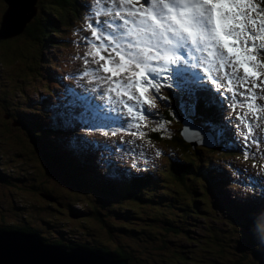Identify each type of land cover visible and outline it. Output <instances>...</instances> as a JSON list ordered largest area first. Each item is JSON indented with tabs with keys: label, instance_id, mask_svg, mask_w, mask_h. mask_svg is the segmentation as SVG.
Returning a JSON list of instances; mask_svg holds the SVG:
<instances>
[{
	"label": "trees",
	"instance_id": "obj_1",
	"mask_svg": "<svg viewBox=\"0 0 264 264\" xmlns=\"http://www.w3.org/2000/svg\"><path fill=\"white\" fill-rule=\"evenodd\" d=\"M72 1L75 5L73 9H69L67 14L64 9L69 8ZM4 4L6 9L7 5ZM86 9L84 4H78V0H39L38 15L28 22L22 34L17 37L12 36L11 39L0 40L1 43L7 41L5 45H22L26 50L24 56L26 60L30 58V54H34L36 44H39L34 65L30 64L29 67L19 65L17 68L24 81L29 76L27 101L24 105L18 103L19 106L15 107V114L11 115L13 117L12 124L14 122L15 128L20 130L19 134H15L14 140L22 150V160H20L17 149L7 151L0 158V183H5L4 185L9 188L6 190L0 187V230L33 233L43 244L48 246L61 247L68 251L79 247L86 251L101 253L103 256L115 260L125 258L128 264H210L215 261L219 264L226 262L228 264H264V253L260 247L248 248L250 251L245 252L238 250L235 245L228 246L226 239L228 236L234 235L236 228L240 227L235 211L231 212V221L222 224L225 227L221 234L218 235V230L214 229L209 238L203 239L189 236L186 233L195 230L198 220L192 222L188 218L187 220L182 219L178 223L175 219V216L179 214L178 208H176L179 204L187 206V208L192 207L194 212H199L198 204L204 205L207 202V205L212 208L213 203L217 201L225 211V207H229L231 201L228 199V202L227 199L219 196V185L224 183L217 177H214L215 180L212 181L211 191L209 189L207 191L209 195L206 196V200L198 193L199 189L196 185L198 181L205 184L210 179L211 170L208 157L212 153L201 145H191L184 138L182 131L185 127L186 116L183 112L177 111L179 108L175 106L173 107L175 110L168 111L165 104L157 102V107L152 111L158 115L148 121V129L145 131L147 138H140L143 144L148 145L144 147L150 150V152L142 151L143 156L146 153L151 158L142 159L140 153L136 160L131 157L114 160L118 162L116 165L107 160L101 151L93 150V144H89L86 149L74 151L70 142L72 133L65 130L58 122L52 121L54 109L51 106L55 102L54 88L50 82H45L42 78L52 69L59 67L57 61L62 55L61 48L68 45L69 42L60 37L50 45L44 44L43 35L49 36L54 26L53 22L45 17L44 12L51 11L59 16L60 14L64 15L71 30L81 37L85 34L83 28L85 20L89 16ZM33 19L34 22L31 24ZM78 44L83 47L80 42ZM51 50L56 55L49 57L44 62L42 55ZM84 51L85 49L82 50L83 53ZM0 60L2 61L1 58ZM1 61L0 65L7 67ZM10 61L11 63L15 62V57L12 56ZM39 72L42 73L41 77ZM6 74L11 76L14 73L6 72ZM70 78L66 75L65 78L61 77L58 81L61 82L63 89L73 88L77 91L68 80ZM16 84L20 87L19 91L21 90L20 96L22 97L26 92V90H22L25 83L16 82ZM165 94L169 95L168 92ZM7 97L3 98V94H0L1 148H5L9 143L6 138L9 137V120L5 118L3 110L6 109L3 106L8 105ZM216 108L211 107L208 114H202L199 117V113L206 109L201 103L196 114L191 116L201 118L200 121L204 127L205 121H215L220 115H224V107L217 110ZM158 121H168V123L164 129L152 131L157 127ZM25 123L31 125H25ZM44 123L50 128L55 124L58 130L43 128ZM233 123L238 122L235 120L223 126L218 124L222 133L215 135L216 141H218L217 146L214 141L212 145L214 150L223 149L225 151L222 146L224 141L231 143L229 147L231 152L228 151V154L238 157L242 151L237 147L240 144L234 135ZM94 132L95 130H87L84 135H79L78 132L75 135L89 140ZM41 134H43L42 137ZM24 135L26 136L23 140ZM152 143L162 144L167 152L157 156V151L152 147ZM235 144L237 146H234ZM232 146L236 151H233ZM44 153L52 159L53 164L49 165L48 157ZM66 159H70L72 162L69 163ZM7 161L14 163L10 164ZM127 161H133V164L122 167ZM68 165L71 166L70 179L63 182L59 178H55L54 173L57 168L68 170ZM238 165L243 164L233 162V167L237 168ZM153 167L159 171V177L156 179L157 183L149 186L146 181ZM222 168L220 166L215 173L221 172L222 174ZM22 170H24L23 174H21ZM132 170L138 171L139 176H137L138 174L133 175ZM143 172L147 174L143 175ZM135 176H137V180L134 179ZM162 182L166 183L164 189L160 186ZM137 188L141 193L134 198ZM69 191L74 192L77 197ZM216 192L218 194L214 197ZM85 202L89 205L88 212L73 208L74 203L83 206ZM171 207H175V209H171ZM135 208L144 210L143 216L133 213L132 217H129L128 213H125L120 227L108 224V215L117 213L122 216L121 212ZM49 209L55 210L59 214L54 213L52 219L40 221L45 212L49 213ZM148 213H150L149 217ZM151 214L152 217H150ZM7 215L10 216V221L4 220ZM132 221H135V224L129 225ZM2 222L4 225H1ZM247 223L249 224L247 229L253 232L250 222ZM182 224L187 225V229H182ZM39 227H45L47 230L50 228L48 234H52L55 238L40 233ZM259 237L264 240V237ZM167 241L172 242L168 249ZM192 242L197 243L201 249L198 256H196L198 245H189ZM190 253L192 254L190 255ZM219 256L224 260L219 259Z\"/></svg>",
	"mask_w": 264,
	"mask_h": 264
},
{
	"label": "snow or ice",
	"instance_id": "obj_2",
	"mask_svg": "<svg viewBox=\"0 0 264 264\" xmlns=\"http://www.w3.org/2000/svg\"><path fill=\"white\" fill-rule=\"evenodd\" d=\"M88 7L92 15L80 38L85 83L81 91L67 88L52 105L51 119L72 133L74 151L94 143L76 132L112 121L120 123L105 136L123 128L137 129L128 134L143 138L138 129L158 115L152 111L157 101L172 108L175 99L186 117L201 103L227 104L233 112L246 106L232 127L245 159L257 153L264 158V105L256 104L264 99V0H94ZM167 123L158 121L152 131ZM204 128L207 133L195 131L197 141L222 133L213 120ZM115 149L130 151L120 144ZM251 228L264 237V213Z\"/></svg>",
	"mask_w": 264,
	"mask_h": 264
},
{
	"label": "rangeland",
	"instance_id": "obj_3",
	"mask_svg": "<svg viewBox=\"0 0 264 264\" xmlns=\"http://www.w3.org/2000/svg\"><path fill=\"white\" fill-rule=\"evenodd\" d=\"M3 2H4L3 0H0V21H1V17H2L1 14L5 9V4H4L5 2L4 3ZM79 4H81V2H79ZM74 5H75V3L72 1L71 4L68 6L69 8L64 9V11L68 14L69 9L70 10L73 9ZM35 6H36V0H35ZM30 23L32 24L33 20ZM20 34H22V33H20ZM20 34L16 35L15 37L19 36ZM31 41H32V39H31ZM6 42L7 41H3V43L0 42V58L2 59V61L1 60L0 61L7 66V67H2L0 65V94H3V98L8 96L7 97L8 105L3 106V108H6L3 110L5 111V114H4L5 118H7V120H9V124H8L9 137L5 136L6 138H8L9 143L6 145L5 148L0 147V158H2L4 153H6L7 151H9V150L14 151L17 149V153L20 157V160H22V150H20V148L18 147V144L15 143V140H14L15 134H19L20 130L15 128L14 122H13L14 125L12 124L13 117L11 115L15 114V107H16V105L19 106L18 103H22L21 105H24L27 101V89H28V78H29V76H27L26 81H24L22 79L20 73L17 71V68L19 65L20 66L22 65V67H29L30 66V58L28 60H26V57H24L26 50L22 45H20V46L5 45ZM37 46H39V44H36V49H35L34 54L38 53V47ZM4 49H9V50H4ZM79 50H80V47L77 46V44H72L69 49H67L66 51L64 50V52H62V55H60V60L58 61V64L60 65V67H59V70L57 72H55V79H49L50 76L53 75L52 73H50V74H45L44 78H42V80H46V79L51 80V82L54 83L55 87L59 90V89H62V84H61V82H59L57 80L56 77H58L64 73V74L71 77L70 79H68L69 81H72L74 78H77L78 76L77 77L71 76V74L74 73V71L76 72L77 68H79L83 64L82 59H81L83 54H80ZM51 55H52L51 52H45V54L42 55L43 61L45 62ZM12 56L15 57V62L11 63L10 58ZM25 60H26V62H24ZM5 70L9 74H12V73H14V74L9 76L6 74ZM16 82H20V83L24 82L25 83L23 85L22 90H26V92L22 97L20 96V92H21V90L19 91L20 87L17 86ZM257 83H259V82H257ZM257 91H259V90H257ZM54 98H55L54 103H56L58 100L57 92H55ZM16 101H17V104H16ZM171 104H172V108H168V111L173 110L174 109L173 107H175L177 105L176 100L172 99ZM256 104L264 105V99H258L256 101ZM219 108L220 107H217L216 110ZM210 109H211V107L202 110L199 113V117L202 114L203 115L208 114L210 112ZM0 110H1V108H0ZM225 110H226V112L228 111L230 113H228V115L227 114H225L223 116L220 115L215 120L218 122L219 125H222V126L224 124H226V125L229 124V121H231V115H229V114L234 113L233 111L229 110L228 106ZM238 110L240 111V114H243V112L248 111L246 106L244 108L237 107L236 111H238ZM177 111H180V109H177ZM262 118H264V117H262ZM186 119H188V121H191V122L194 121L196 128L192 127L191 125H189V126L185 125L184 129L187 128L188 131L185 132V130H184L183 133L187 134V136L190 137V139L193 141L195 146L201 145L202 147L206 148V150H208L210 153H212L211 156L208 157L210 159V164H209V166H210L209 169L211 170L210 179L205 184H201L198 181V183L196 184L198 189H199L198 193H200V195L204 198V200H206V196L209 195V192L207 193V191H208V189L211 191L212 181L215 180L214 177H217L219 180H222V182L224 183L223 185H219V196H223L222 194H227L226 198L224 197V199H227V201H228V199H230L231 201L230 202L228 201L229 207L226 206L225 211L218 205L217 201H215V203H213L214 206L212 208L207 205V202L204 205L198 204L197 206H199V209H200L199 212H196V211L194 212V209L192 207L187 208V206L179 204V206H176V208H178L179 214L176 216L175 215H173V216H175V219H177L178 223H180L182 219L187 220L188 218H190L192 222L198 220L199 222L196 223L195 230L190 231V232H186V233L189 236H193V237L195 236L198 239H203V238H209L210 237L209 235L212 233V231L214 229L218 230V235L221 234L224 231V227H225V225H222V224H224L225 222L229 223L231 221V219H230L231 212L235 211L237 213L236 214L237 217L239 218L240 227L236 228V231H234V235H230L226 239L228 246L232 247L235 245V247L238 250L245 251V252L250 251L248 248L255 249V248L260 247L261 250L263 251L262 253H264V240L260 239V237H259L261 235L258 233L250 232V230L247 229V227H249L248 226L249 224L247 223L248 221L251 224L254 218L258 217L259 214L264 213V158H261L260 153H257L254 157H250L246 161H245L244 155H240L236 159L235 157H232L230 154H228V151L231 152V150L229 149L231 143H227L226 141H224V143L222 145L225 148L226 153L223 149L214 150L213 145H212L213 141H214L216 146L218 144V141H216L215 135H204L202 137V139H200L199 141H197V139L195 137V131L197 129H201L204 133H207V129L203 127V125L200 121L201 118L199 119L197 116H191L190 115V116H187ZM249 119L250 120L254 119L252 117L251 113L249 114ZM25 125H31V124L25 123ZM56 126L57 125L54 124L50 128V127L46 126L45 123L42 125L43 128H49L52 130H54V128H56L58 130V128ZM114 126L117 127L115 124H114ZM147 129H148V122L146 123V126L142 125L138 129L139 132L145 134L143 136L144 139L147 138V135L145 133V131ZM129 131H137V129L125 130V129L121 128L120 133L116 136H111V135L109 136L108 135V136H106L107 139H105V135L103 133H101V134H99V136H97L98 138H96V136H94V135H91L89 140L96 139L97 143L95 142V144L93 145L94 146L93 150L95 149L98 152L101 151L105 155V158H107V160H110L114 165H116V164H118V162H116L114 160H118L120 158H127V157H131V159L136 160L138 155L140 153H142V151L144 152L146 150V151L150 152V150H148L144 147V146H148V145L143 144L140 137L129 135L128 134ZM86 132H87V130H80L79 134L84 135ZM234 135L236 136V130H235ZM25 136L26 135L23 136V140L25 139ZM42 136H43V134H41V137ZM212 139H213V141H212ZM117 144H120V145L126 146V147L130 146V152H125V151L115 149V145H117ZM33 145H35V144H33ZM52 145H54V144H52ZM235 145H237V144H235ZM234 146H232L233 147L232 149H233V151H236ZM109 147L113 148L114 150L112 152H109V150H108ZM152 147L155 148L156 151L161 152L162 155L167 152L166 148L164 146H162V144L152 143ZM43 150L47 151L46 149H43ZM54 150H56V149H54ZM261 153H264V146L261 147ZM71 154H72V152H71ZM205 154L207 155V152H205ZM44 155L46 157H48V155L46 153H44ZM224 156H226V157H224ZM141 158L142 159H150L151 156L144 153V156L142 155ZM91 159L96 160L95 158H91ZM48 160H49L48 161L49 165L53 164V162H51L52 159H50L48 157ZM66 161L69 163L72 162L70 159H66ZM7 162L10 164L14 163L13 161H7ZM233 162H237L238 164H243V165H238L236 168V167H233ZM220 166L223 167L222 168L223 172H222V174H221V172L216 174L215 171ZM20 167H21V165H20ZM67 168H68V170L57 168V171L54 173L55 178H59L63 182L65 180L70 179L69 174H70L71 166L68 165ZM23 172H24V170H22L21 174H23ZM138 173H139L138 171L132 170L133 175H137ZM146 174H147L146 172H143V175H146ZM24 175H26V174H24ZM137 176H139V174ZM137 176H135L134 179L137 180ZM158 177H159V171L153 167L152 172L150 173V176L148 177V179L146 181L147 185L151 186L155 182L157 183L156 179ZM113 178H115V177H113ZM4 184L5 183L1 182L0 187H3L6 190H9V188H7ZM160 186L162 189H164V187H166V183L162 182ZM70 193H73L74 196H76V194L74 192H70ZM139 193H141V192H140L139 188H137V193L133 197L136 198V196H138ZM216 194H218V192H216L214 194V197L216 196ZM214 197H213V199H215ZM209 200H211V199H209ZM153 201H155V200L153 199ZM56 203H58V202H56ZM73 208L78 209V210L81 209V210L88 212L89 205L86 202L84 203L83 206L79 203H74ZM171 209H175V207H171ZM65 210L69 211L68 209H65ZM143 211L144 210H141V208L140 209H138V208L128 209L127 212H121L122 216H121V214L117 215V213H112L111 215H108V220H109L108 224L113 225V226L116 225L117 227H120L122 225L121 223L123 222V214L128 213L129 217H132L133 213H137V214H140L141 216H143ZM54 213H58V212L55 210L49 209V213L45 212L42 215L40 221H43V220L49 219V218L52 219V214H54ZM149 214L150 213L147 214L148 217H149ZM152 214L150 215V217H152ZM76 216H79V215H76ZM4 220L10 221V216L7 215ZM130 224H135V221L130 222L129 225ZM1 225H4V222H2ZM186 226L187 225L182 224L181 228L187 229ZM39 229H40V231H39L40 233L45 234L46 236H51V237L55 238L52 234H48V232L50 231V228H48V230H47L45 227H39ZM197 235L200 237H198ZM166 244H167V249H168V248H170L172 242L167 241ZM189 245L197 246L198 244L192 242ZM223 248H221V249H223ZM221 249H220V251H221ZM200 250L201 249H199V245H198V250H196V252H197L196 256H198V253ZM209 252H211V251H209ZM191 254L192 253H190V255ZM218 258L221 260H224V258H221L220 256ZM212 263L213 264H219L217 261L211 262L210 264H212ZM224 264H228V263L226 262Z\"/></svg>",
	"mask_w": 264,
	"mask_h": 264
},
{
	"label": "water",
	"instance_id": "obj_4",
	"mask_svg": "<svg viewBox=\"0 0 264 264\" xmlns=\"http://www.w3.org/2000/svg\"><path fill=\"white\" fill-rule=\"evenodd\" d=\"M4 2L7 8L0 21V40L22 33L34 17L35 0H30L29 7L23 9L22 3L13 6L12 0ZM15 9L20 11L19 17L14 13ZM184 138L194 144L189 136L184 134ZM0 264H128V261L125 258L115 260L79 247L68 251L48 246L33 233L0 230Z\"/></svg>",
	"mask_w": 264,
	"mask_h": 264
},
{
	"label": "clouds",
	"instance_id": "obj_5",
	"mask_svg": "<svg viewBox=\"0 0 264 264\" xmlns=\"http://www.w3.org/2000/svg\"><path fill=\"white\" fill-rule=\"evenodd\" d=\"M78 1L81 2L80 0H78ZM90 1H93V0H87L85 2H81V4H79V2H78V4L79 5L84 4L86 6V8H87L86 9L87 10V13H89V11H88L89 7L88 6H89V2ZM38 7H39V0H36V6L34 7V19L38 15ZM44 15H45V17L49 18L53 22V24H54L52 30L50 31V35L49 36H44L43 35L42 39L45 38V43L44 44L50 45V43H52V42L54 43L58 38L63 37V39H65V41H68L69 42L68 45H64L61 48L62 50H65L66 51L67 49L70 48V46L72 44H78L80 42V38L81 37L78 36L75 32H73L71 30V28L69 27L68 23L66 22V18H65L64 15L60 14V16H59V15H56L54 12H51V11H48V12L45 11L44 12ZM34 19H33V22H34ZM47 52H51L52 53V50L51 51H47ZM35 55L36 54H34V55L33 54H30V64H33L34 65V63L36 62L35 61ZM52 72H53V69L48 74H50ZM39 76L41 77L42 76V73L39 72ZM49 79H52V76H50ZM43 81L52 83L51 80H47V79L46 80H43ZM52 84L55 87L54 83H52ZM59 90H63L64 91L63 87H62V89H59ZM78 134H79V131H78Z\"/></svg>",
	"mask_w": 264,
	"mask_h": 264
},
{
	"label": "bare ground",
	"instance_id": "obj_6",
	"mask_svg": "<svg viewBox=\"0 0 264 264\" xmlns=\"http://www.w3.org/2000/svg\"><path fill=\"white\" fill-rule=\"evenodd\" d=\"M29 2L30 0H12V4L13 6L22 3V9L25 7H29ZM20 8V7H19ZM14 13L19 17L21 15L20 11H18L17 9L14 10ZM17 17V18H18ZM17 20V19H16Z\"/></svg>",
	"mask_w": 264,
	"mask_h": 264
}]
</instances>
